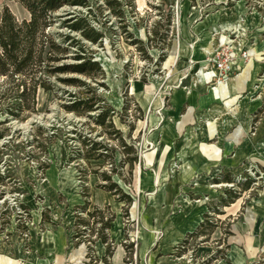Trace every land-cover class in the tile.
Masks as SVG:
<instances>
[{
	"label": "rangeland",
	"instance_id": "374dc122",
	"mask_svg": "<svg viewBox=\"0 0 264 264\" xmlns=\"http://www.w3.org/2000/svg\"><path fill=\"white\" fill-rule=\"evenodd\" d=\"M54 16V66L99 70L44 74L53 88L18 117L0 77V264H147L174 224L189 231L178 255L217 227L220 254L242 235L264 248V224L249 229L264 210V0H84ZM79 100L93 109L66 108Z\"/></svg>",
	"mask_w": 264,
	"mask_h": 264
},
{
	"label": "trees",
	"instance_id": "16d2710c",
	"mask_svg": "<svg viewBox=\"0 0 264 264\" xmlns=\"http://www.w3.org/2000/svg\"><path fill=\"white\" fill-rule=\"evenodd\" d=\"M19 3L29 14L28 18L18 20L7 6L3 8L0 18V77L3 84L8 85L1 91L5 98H11L10 113L18 117L25 111H33L36 104L38 88L51 90L53 88L44 74L78 73L92 78L99 70L97 62L90 57L77 64H60L67 48L55 41L54 33L49 31L55 21L54 12L65 5H82L84 0H12ZM78 29L77 26H72ZM84 37L96 42L98 33L86 34ZM62 81L67 85L79 86L82 83L77 78H66ZM80 100L67 105L69 111L79 114L87 113L93 105L80 108ZM102 123L104 112L97 115ZM0 133V138H1ZM128 154L129 151H126ZM135 158L133 159V161ZM132 159L129 162H133ZM108 180V178H107ZM107 190L116 192L117 183L105 186ZM128 202H131L127 196ZM124 200L121 199V201ZM207 264V263H200Z\"/></svg>",
	"mask_w": 264,
	"mask_h": 264
},
{
	"label": "crops",
	"instance_id": "0c3cea01",
	"mask_svg": "<svg viewBox=\"0 0 264 264\" xmlns=\"http://www.w3.org/2000/svg\"><path fill=\"white\" fill-rule=\"evenodd\" d=\"M259 218L251 221L249 229L254 231L258 226L264 224V210H261ZM257 221V222H256ZM167 231L162 233V240L156 245V248L151 249L149 252V242H151L153 232H146L142 245L139 248L140 257L148 252L147 264H264V248L261 247L259 240L252 239L248 235L237 237L235 241H230L226 244L224 253H218V249H222L219 244L221 239V231L219 227L214 230L211 237L203 242L202 245L188 253L178 255L177 246L182 240L183 234L186 231L179 224L170 225ZM219 229L220 235L213 237L214 233ZM237 230V227L234 228ZM249 231V230H248ZM152 234V235H151ZM191 255L192 259H189Z\"/></svg>",
	"mask_w": 264,
	"mask_h": 264
}]
</instances>
